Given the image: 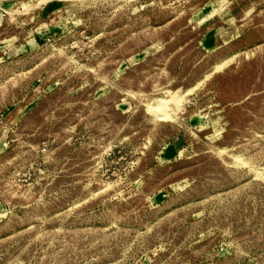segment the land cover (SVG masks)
<instances>
[{"label": "rangeland", "instance_id": "obj_1", "mask_svg": "<svg viewBox=\"0 0 264 264\" xmlns=\"http://www.w3.org/2000/svg\"><path fill=\"white\" fill-rule=\"evenodd\" d=\"M0 264H264V0H0Z\"/></svg>", "mask_w": 264, "mask_h": 264}]
</instances>
